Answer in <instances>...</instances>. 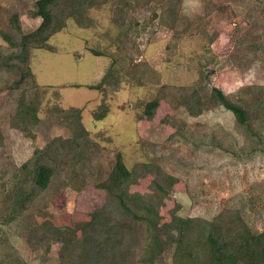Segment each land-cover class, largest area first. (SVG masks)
<instances>
[{
  "label": "rangeland",
  "instance_id": "1",
  "mask_svg": "<svg viewBox=\"0 0 264 264\" xmlns=\"http://www.w3.org/2000/svg\"><path fill=\"white\" fill-rule=\"evenodd\" d=\"M33 1L0 0V28H6L13 11L21 13L23 30L35 28L39 19L25 13ZM87 18L85 25L68 19L48 40L53 51L32 50L38 116L47 117V109L55 104L81 108L85 128L102 147L95 162L102 173L119 151L129 169L152 163L174 175L163 191L157 190L150 173L124 187L127 199L137 193L159 194L157 224L165 239L175 237L169 211L176 203L180 215L206 219L223 207L237 209L253 232L263 230L264 155L230 111L216 106L190 116L176 97L198 84L230 95L247 86L264 87V0H107L90 7ZM7 51L0 36V54ZM103 76L100 89L89 87ZM6 78L0 72V216L13 166L48 137L67 132L55 123L30 134L13 127L15 97L7 95ZM156 98L154 116L139 118L144 104ZM102 106L106 115L97 120L94 112ZM92 181L87 176L80 190L54 185L37 199L31 215L72 225L79 235V223L88 220L90 212L107 216L117 210L116 200ZM31 222L12 224L10 248L26 264H56L55 245L44 251L28 243ZM164 260L172 264L169 253Z\"/></svg>",
  "mask_w": 264,
  "mask_h": 264
},
{
  "label": "trees",
  "instance_id": "2",
  "mask_svg": "<svg viewBox=\"0 0 264 264\" xmlns=\"http://www.w3.org/2000/svg\"><path fill=\"white\" fill-rule=\"evenodd\" d=\"M105 2L34 0L25 13L39 19L35 28L23 30L21 13L17 11L9 15L6 28H0V36L8 45V51L0 54V72L7 75V95L15 97L12 126L27 134L49 123L67 130L64 135L48 137L43 146L35 147L26 160L13 166L2 196L0 264H26L9 243L12 224L25 219L32 221L27 228L28 243L34 250L44 251L55 245L56 264H165L167 253L172 264H264V229L253 232L237 209L223 207L206 219L180 215V204L176 203L169 211L175 237L165 239L157 224L161 218L159 194L137 193L127 199L124 187L150 173L157 190L163 191L174 175L152 163H139L129 169L119 151L107 172L102 173L95 163L100 159L102 147L85 128L81 108L55 104L47 109V117L38 116L41 107L38 85L30 67L32 50L53 51L48 40L65 27L68 19L85 25L87 10ZM91 52L101 55L96 50ZM104 80L105 76L89 87L100 89ZM176 103L190 116L216 106L225 108L264 155V87L247 86L230 95L215 86L206 88L205 84H198L189 94L176 97ZM158 105L157 98L147 101L138 117L151 119ZM106 110L103 107L95 111V119L103 118ZM87 176L93 177L91 184L96 189L116 200V211L107 216L90 212L88 220L79 223V235L73 232L72 225L59 226L49 218L38 220L31 215L37 199L54 185L80 190L88 183ZM3 245L8 248L2 250Z\"/></svg>",
  "mask_w": 264,
  "mask_h": 264
}]
</instances>
